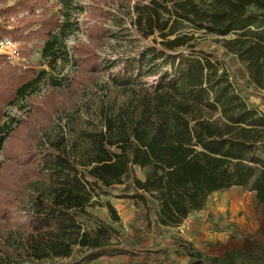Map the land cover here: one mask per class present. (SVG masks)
<instances>
[{
  "label": "trees",
  "instance_id": "obj_1",
  "mask_svg": "<svg viewBox=\"0 0 264 264\" xmlns=\"http://www.w3.org/2000/svg\"><path fill=\"white\" fill-rule=\"evenodd\" d=\"M48 1L18 0L0 8V40L12 34L39 37L45 43L43 58L51 57L48 64L54 69L59 57L51 53L58 42L53 35L57 30L65 34L69 22L46 18ZM43 7L38 17L36 11ZM131 13V29L146 45L137 47L114 77L130 100L116 112L104 111L103 127L92 133L86 160L74 157L63 136L49 141L43 151L37 150V136L32 145L19 148L15 143L26 121L1 124L0 116V152L5 161L17 155L32 165V184L39 187L28 231L21 248L13 251L19 264H95L104 258L160 253L154 246L130 244L89 211L98 204L95 195H106L126 180L133 193L122 198L154 211L161 228L180 227L190 214L205 208L210 195L233 187L254 192L264 209V158L257 154L264 144V113L249 107L215 55L197 44L206 36L223 38L226 51L244 65L255 88L264 91V0H139ZM36 25L40 28L31 31ZM88 30L92 41L108 36L103 26ZM72 49L81 71H103L94 43ZM6 58L0 56V106L25 97L46 75L14 68ZM48 85L49 102L33 105L37 114L52 121L61 111L57 89L63 85L56 79ZM137 171L146 173L143 180ZM5 177L1 165L0 196ZM15 194L2 199L4 211L14 205ZM107 207L119 222L116 209L110 203ZM170 246L184 249L189 264H244L234 253L223 261L207 259L177 238Z\"/></svg>",
  "mask_w": 264,
  "mask_h": 264
},
{
  "label": "rangeland",
  "instance_id": "obj_2",
  "mask_svg": "<svg viewBox=\"0 0 264 264\" xmlns=\"http://www.w3.org/2000/svg\"><path fill=\"white\" fill-rule=\"evenodd\" d=\"M17 1L0 0V8L12 6ZM137 1L49 0L46 18L59 23L69 22L65 34L57 30L53 35V40L57 38L58 42L51 53L59 57L54 69L48 64L53 61L52 58H43L45 43L39 37L28 40L17 34L10 35L20 45L22 61L18 65L6 58L8 63L14 68L31 70L37 74L46 72L44 78L36 82L25 97L19 98L14 104L0 106L1 124L11 123L13 119L26 121L27 125L15 145L19 143L21 149L32 145L37 136L36 141L40 140L37 150L43 151L49 141L63 136L68 139L74 157L87 159L91 151L92 133L103 127L104 111L116 112L130 100V93L116 85L114 77L135 49L146 45L137 40L131 29V11ZM44 10V7L37 10L36 15L41 17ZM27 15L22 14L19 18ZM11 21L15 23L14 19ZM94 25L106 28L108 36L103 40L96 38V41H92L88 28ZM39 28L40 25H36L31 31ZM230 38L232 36L226 37ZM223 41V38L206 36L199 38L197 44L199 49L215 55L214 60L227 71L236 91L249 107L264 113V91L256 89L250 82L244 65L226 51ZM91 42L101 57L103 67V71L94 74L81 71L73 60L72 48ZM36 77L33 75L31 80ZM52 79L59 80L63 86L57 89L58 108L61 111L50 121L43 113L37 114L34 105L49 102L51 89L48 83ZM154 79L147 80L152 82ZM28 113H34V116L29 118ZM257 154L264 158V144L259 147ZM17 157L15 155V159L5 161V153L0 152V166L6 176V188L1 192L2 198L0 196V264H19L13 251L21 248L28 231L34 195L39 188L32 184L33 166ZM145 174L137 171V177L141 180ZM106 193L94 196L93 201L98 204L89 211L118 229L130 244L154 246L160 248L161 252L104 258L95 264H189L190 258L184 249L170 246L174 238L191 243L207 259L223 261L226 255L234 253L240 263L264 264V209L255 193L249 189L233 187L216 192L208 197L203 210L190 214L180 227L162 228L156 224L154 211H148L140 202L122 198L125 194L133 193L129 181L112 186ZM14 194L18 195L17 200L7 212L4 211L2 199ZM107 203L116 209L119 222L113 221Z\"/></svg>",
  "mask_w": 264,
  "mask_h": 264
},
{
  "label": "built area",
  "instance_id": "obj_3",
  "mask_svg": "<svg viewBox=\"0 0 264 264\" xmlns=\"http://www.w3.org/2000/svg\"><path fill=\"white\" fill-rule=\"evenodd\" d=\"M0 51L11 63L21 65L20 45L11 36L4 37L0 40Z\"/></svg>",
  "mask_w": 264,
  "mask_h": 264
}]
</instances>
